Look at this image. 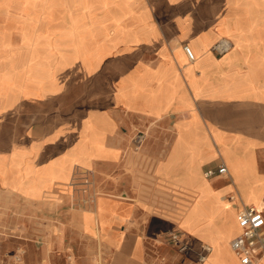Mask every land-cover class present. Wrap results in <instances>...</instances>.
Segmentation results:
<instances>
[{
	"label": "crops",
	"instance_id": "obj_1",
	"mask_svg": "<svg viewBox=\"0 0 264 264\" xmlns=\"http://www.w3.org/2000/svg\"><path fill=\"white\" fill-rule=\"evenodd\" d=\"M242 170L264 182V0H0V197L40 218L24 263L240 264Z\"/></svg>",
	"mask_w": 264,
	"mask_h": 264
},
{
	"label": "built area",
	"instance_id": "obj_2",
	"mask_svg": "<svg viewBox=\"0 0 264 264\" xmlns=\"http://www.w3.org/2000/svg\"><path fill=\"white\" fill-rule=\"evenodd\" d=\"M228 50V45L225 42L218 43L214 47V51L222 54ZM183 51L185 52L189 61L194 60V55L191 49L184 45ZM144 140L143 133L138 134L133 143L135 147H139ZM227 168L225 165H220L217 169H209L204 172V177L212 178L215 176L226 175ZM82 188L85 197L81 200L83 205H90L97 197V192L92 188L93 180L91 175H87L86 180L83 183ZM91 189V190H90ZM236 199L235 195L228 197V200ZM236 224L238 227V233L230 241V247L234 255L238 258L240 264H255L257 257L261 255L264 258V215L263 210L257 209L254 206H247L241 204L236 211ZM182 233L179 231H173L165 236V239L169 244L177 247L180 253H185L188 250V245L181 244L180 240ZM211 247L205 245L201 249V254L198 257V261L203 263L208 253H210ZM24 252L22 250L17 251L12 255L9 261H3L2 264H25L23 258Z\"/></svg>",
	"mask_w": 264,
	"mask_h": 264
},
{
	"label": "rangeland",
	"instance_id": "obj_3",
	"mask_svg": "<svg viewBox=\"0 0 264 264\" xmlns=\"http://www.w3.org/2000/svg\"><path fill=\"white\" fill-rule=\"evenodd\" d=\"M35 4H39V3H35ZM41 5H43V9H44L43 12L42 11L26 12L27 15L26 21L27 23H30L28 28L31 30V36H34L35 34L33 23H35V21L39 19V16H41L42 20L44 21V23L42 24L44 34L47 31H49V27L46 28L45 22L50 21L51 15L53 13L50 11V8L48 7L50 6V4L42 3ZM239 174L241 175V177H243L248 181V182L243 181V186H242L243 188H241V190H246V189L249 190L255 188V185L259 186L258 191L259 194L261 195L259 196L260 199H263L262 197L264 194V182L262 183L259 181L258 175L252 170L250 171L242 170V172H240ZM202 194L210 195V192L207 189H203ZM51 201H52L50 202L51 209L54 205L59 203V199L57 198L52 199ZM252 205L259 207L258 203L256 202H254ZM166 206H173V205L166 204ZM259 209L261 208L259 207ZM35 211L36 210L34 208V205H30V204L24 205L18 203L11 196L0 197V264H2V260L7 261L9 259V256L11 254L13 255V253H15L17 249L25 251L27 255V250L25 248L26 245H37L36 243L38 242L40 244L42 243L39 235L36 234V230H35L37 227H39L40 224V220H39L40 218L36 215ZM45 224L47 225L46 230L49 231H52V228H54L55 225L52 220H48ZM75 224H77L76 220H75ZM25 264H27L26 256H25ZM97 264H99L98 260H97Z\"/></svg>",
	"mask_w": 264,
	"mask_h": 264
},
{
	"label": "bare ground",
	"instance_id": "obj_4",
	"mask_svg": "<svg viewBox=\"0 0 264 264\" xmlns=\"http://www.w3.org/2000/svg\"><path fill=\"white\" fill-rule=\"evenodd\" d=\"M233 182V181H232ZM258 183V182H257ZM263 183V181H262ZM260 186H263V185H260ZM259 186H256L255 185V188H252V189H246V190H242V193H243V196L248 200V201H251V202H256L258 203V206L262 209H264V201L263 199H260V194H259ZM260 195V196H259ZM254 206V205H253ZM256 207L257 209H259V207L257 206H254ZM233 230V227L230 226V231Z\"/></svg>",
	"mask_w": 264,
	"mask_h": 264
}]
</instances>
